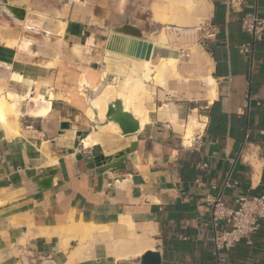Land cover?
Instances as JSON below:
<instances>
[{
    "label": "crops",
    "instance_id": "obj_1",
    "mask_svg": "<svg viewBox=\"0 0 264 264\" xmlns=\"http://www.w3.org/2000/svg\"><path fill=\"white\" fill-rule=\"evenodd\" d=\"M180 1L6 0L24 11L17 21L0 0V96L14 105L0 119V264H140L116 259L121 241L138 239L161 264H264V228L215 250L207 203L221 196L235 208L264 192V34L241 53L250 41L241 19L263 16L264 0H193L190 14L203 21L195 38L206 43L194 53L193 42L168 49L159 33L151 39L174 14L190 21ZM133 29L153 46L150 61L110 49ZM179 48L193 66L181 67ZM160 59L177 60L162 84L152 73ZM190 74L206 89L169 94ZM107 85L113 95H100ZM105 98L122 100L136 134L105 123ZM192 117L199 128L186 138Z\"/></svg>",
    "mask_w": 264,
    "mask_h": 264
},
{
    "label": "built area",
    "instance_id": "obj_2",
    "mask_svg": "<svg viewBox=\"0 0 264 264\" xmlns=\"http://www.w3.org/2000/svg\"><path fill=\"white\" fill-rule=\"evenodd\" d=\"M241 28L250 39L241 47V53L247 54L264 34V15H245L241 19ZM198 44L206 48L205 39L198 40ZM207 203L211 210L212 243L216 251H229L243 240L249 243V239L264 228V192L240 196L235 208H229L221 196L208 199Z\"/></svg>",
    "mask_w": 264,
    "mask_h": 264
},
{
    "label": "bare ground",
    "instance_id": "obj_3",
    "mask_svg": "<svg viewBox=\"0 0 264 264\" xmlns=\"http://www.w3.org/2000/svg\"><path fill=\"white\" fill-rule=\"evenodd\" d=\"M176 2V1H175ZM175 11V10H174ZM179 12V11H177ZM180 14V13H179ZM178 15V14H177ZM174 14V16L172 15L171 19H165V21L163 22L164 24H167L166 27H164L160 32L159 35L156 39L157 43L165 48H174V49H178V47L180 46H186L189 47L190 43H192L194 41L195 38V32L197 30L196 25H188L189 22L187 23L186 21L184 22V19L182 17V15L177 16ZM185 15V14H184ZM168 18V17H167ZM163 19V20H164ZM175 26V27H172ZM174 30H178L180 32V37H175L173 36L172 32H174ZM172 33V34H169ZM191 46V45H190ZM190 49V48H189ZM173 50V49H172ZM175 54V53H174ZM184 55V54H183ZM171 56V55H170ZM174 57V56H173ZM177 57V56H176ZM160 59V64L156 65V67L153 68V80L155 82H157L158 84H162V78L161 76H166V77H170L171 75L174 74V72L176 71V63L177 60H172V59H167V60H162ZM185 60V59H184ZM207 60V59H206ZM207 63V62H206ZM146 67L149 68V63L146 64ZM173 73V74H172ZM177 75V74H176ZM150 77V73L148 72V78ZM204 78V77H203ZM168 79V78H167ZM143 80H146V77H144ZM170 80V79H169ZM206 83V85L208 86V90L210 93V96L213 97L215 96L214 94V82L211 78H207L204 81ZM109 87V85H107L100 93V95L103 93V91L107 92V88ZM111 87V86H110ZM109 87V89H110ZM125 85H121V89H124ZM101 89V88H100ZM113 89V88H112ZM110 91V90H109ZM28 95V94H27ZM99 95V96H100ZM111 95L110 92H107V95L105 96H109ZM113 95V94H112ZM111 95V96H112ZM14 96V95H13ZM11 95V98L13 97ZM97 96V97H99ZM10 97V96H8ZM16 97V96H15ZM9 98V99H11ZM14 98V97H13ZM101 98V97H100ZM16 99V98H14ZM96 99V98H95ZM102 99V98H101ZM7 100V98H6ZM6 100L4 99L3 96H0V119H2L4 116V114H6L8 111L13 110V106L14 105H10L6 102ZM127 101L126 105L130 106L131 102L129 103L128 100H131V98L129 99H125ZM108 99H103L97 101V103L101 106L102 110L105 109L106 107V103H107ZM139 102V101H138ZM13 108V109H12ZM96 109H98L97 107H94ZM42 111V110H40ZM39 111V112H40ZM44 111V110H43ZM14 112V111H13ZM139 116H141V112L139 110L135 111ZM9 113V112H8ZM7 113V114H8ZM41 115H43L44 113L41 112ZM145 115V114H144ZM142 118V117H141ZM142 120V124L144 123L143 118ZM4 121V120H1ZM188 127H187V133H186V138H189L191 136V133L193 131V128H199L198 123L196 122L195 118H191L190 121L188 122ZM195 130V129H194ZM120 246V253L118 255H116V259L118 260H127V259H133V258H140L141 256H143V254L148 250L151 249L152 250V246L151 243L149 241H146L144 239H138L135 243H131V242H123L121 241L119 243Z\"/></svg>",
    "mask_w": 264,
    "mask_h": 264
},
{
    "label": "water",
    "instance_id": "obj_4",
    "mask_svg": "<svg viewBox=\"0 0 264 264\" xmlns=\"http://www.w3.org/2000/svg\"><path fill=\"white\" fill-rule=\"evenodd\" d=\"M3 4L5 5V9L13 16L14 19L17 21H23L24 11L22 9L6 5V0H3ZM133 30L135 31L123 30L121 33L128 35L131 38L126 39L125 42L121 41V48L114 49L110 47V49L120 52L121 54L132 56L136 59L150 61L153 46L143 39L142 33L138 29ZM109 122L117 125L122 136L136 134L139 129V121L130 112H124L123 102L120 99L109 101L106 104L105 123ZM129 152V149L126 150L125 153L120 155V157ZM119 159H116V161ZM94 162L98 166L101 165V162H103L104 165L107 166V169H113L116 167V165L113 164V161L106 162L102 157L95 158ZM140 264H161L159 252L151 250L146 251L140 258Z\"/></svg>",
    "mask_w": 264,
    "mask_h": 264
},
{
    "label": "rangeland",
    "instance_id": "obj_5",
    "mask_svg": "<svg viewBox=\"0 0 264 264\" xmlns=\"http://www.w3.org/2000/svg\"><path fill=\"white\" fill-rule=\"evenodd\" d=\"M176 7H179V10H182L184 12V14L186 15V17L190 20L189 24L190 26L192 25H196V27L198 28L200 26V21L198 18H196L195 15L190 14L192 11H195L198 9V7H200L198 2H194L193 0H181L180 3H178L176 5ZM194 22V23H192ZM165 26L167 25H162L159 28L155 29V34L151 37L152 40H154L156 38V36L158 35L159 31L161 29H163ZM175 27V26H172ZM176 28V27H175ZM173 33V34H172ZM169 33L172 34L175 37H180V32L178 30H174V32ZM194 47L192 52L194 53L195 50L197 51V47H198V35L196 36V38L193 41ZM185 48H189L186 47ZM185 50L183 48H179V50L176 51V54L183 56V52ZM186 53L184 54V56L181 58V67L184 66H193V63H187L186 62V55H187V51H185ZM185 59V60H184ZM185 78H183L182 76H179L178 79H173L172 82H170L169 84V94H171L173 97H178V98H192V92H201L202 90H205L206 87L204 86V84L201 83L202 78L195 76L194 74H190L185 76ZM198 97V96H197ZM109 229H106V231H108ZM115 235L113 232H107L106 233V237H105V241L109 242L111 241L112 238H114ZM154 248V246H153ZM137 262L140 263V258H137Z\"/></svg>",
    "mask_w": 264,
    "mask_h": 264
}]
</instances>
